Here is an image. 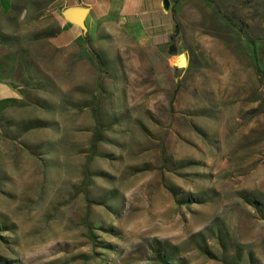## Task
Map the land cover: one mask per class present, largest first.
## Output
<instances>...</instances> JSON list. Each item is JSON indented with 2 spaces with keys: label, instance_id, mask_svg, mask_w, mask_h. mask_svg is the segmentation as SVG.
I'll return each mask as SVG.
<instances>
[{
  "label": "rangeland",
  "instance_id": "rangeland-1",
  "mask_svg": "<svg viewBox=\"0 0 264 264\" xmlns=\"http://www.w3.org/2000/svg\"><path fill=\"white\" fill-rule=\"evenodd\" d=\"M169 2L0 0V264H264V0Z\"/></svg>",
  "mask_w": 264,
  "mask_h": 264
},
{
  "label": "crops",
  "instance_id": "crops-1",
  "mask_svg": "<svg viewBox=\"0 0 264 264\" xmlns=\"http://www.w3.org/2000/svg\"><path fill=\"white\" fill-rule=\"evenodd\" d=\"M55 2L63 7L64 10L69 7L86 8L87 14L84 20V23L86 24L88 21L95 23L97 21L105 20L103 17L106 15L119 16L125 14L139 22L142 20L148 21L146 18L152 16L153 22H159L153 26L156 31L158 26L163 25L164 18L162 19V17H165L164 11H162V0H55ZM160 7L162 10H160ZM63 20V24L70 29H80L76 25L69 23L65 18H63ZM89 28L92 29V25H90ZM64 34L61 33L60 38H63Z\"/></svg>",
  "mask_w": 264,
  "mask_h": 264
},
{
  "label": "water",
  "instance_id": "water-1",
  "mask_svg": "<svg viewBox=\"0 0 264 264\" xmlns=\"http://www.w3.org/2000/svg\"><path fill=\"white\" fill-rule=\"evenodd\" d=\"M170 8L169 0H162V9L167 12ZM64 18L73 25H76L82 30H85V16L87 14V9L84 7H69L62 12Z\"/></svg>",
  "mask_w": 264,
  "mask_h": 264
},
{
  "label": "trees",
  "instance_id": "trees-1",
  "mask_svg": "<svg viewBox=\"0 0 264 264\" xmlns=\"http://www.w3.org/2000/svg\"><path fill=\"white\" fill-rule=\"evenodd\" d=\"M173 13L175 14V12L173 11ZM162 16V15H161ZM163 18V17H162ZM174 18V17H173ZM154 20H156V19H154ZM153 21V20H152ZM153 23H155V25L156 24H158L159 22H157V21H155V22H153ZM143 24L145 25L144 27L145 28H149V23L147 22V21H143ZM151 25H153V24H151ZM176 27V26H175ZM147 28V30H149ZM159 29H156V31H158ZM173 37H174V34L171 36V38L173 39ZM250 41V43H251V45H252V52H254V54H255V47H256V44L254 43V41L253 40H249ZM255 64H256V69L260 72L261 70H260V67H259V65L256 63V59H255ZM264 212V211H263ZM157 255L159 256V257H164L165 258V256L163 255V254H159V253H157ZM161 261L163 262V264H169V263H167L165 260H162L161 259ZM242 262V258H241V255L238 253H235L234 255H233V258H232V261L231 262H229V263H227V264H242L241 263Z\"/></svg>",
  "mask_w": 264,
  "mask_h": 264
}]
</instances>
